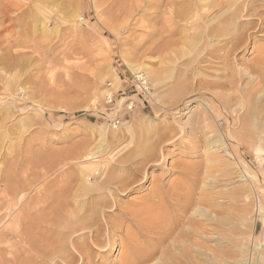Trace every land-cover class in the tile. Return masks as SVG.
I'll use <instances>...</instances> for the list:
<instances>
[{"label":"rangeland","instance_id":"374dc122","mask_svg":"<svg viewBox=\"0 0 264 264\" xmlns=\"http://www.w3.org/2000/svg\"><path fill=\"white\" fill-rule=\"evenodd\" d=\"M141 1L138 11L128 19L125 6L128 7L132 0H2L10 10L16 8L20 11L12 15L10 21L0 23V29L3 28L0 71L7 68L1 60L10 56L6 51L8 43L16 45L17 39L21 38L25 44L17 42L13 51H26L28 54L16 58L21 68L5 71L11 76H6L7 79L0 76V264L23 263L25 251L18 229H22L23 234L26 232L28 239L31 237L32 234H28V229L32 232L31 223L23 224L21 218L26 213H36L38 205H34V199H48L50 193L59 194V191H65L64 188L69 190L66 189L65 196L74 194L80 183L85 181L92 186L101 184L106 164L120 167L117 161L128 150L148 141L149 144L152 141L153 144L162 143L154 146L163 148L164 161L160 158L158 164L146 170V182L137 186L135 192L122 196V207L130 205L134 199L142 201L150 194L153 185L166 183L168 187L171 182H182L187 178L186 172L192 179L198 175V196L207 192L210 198L216 199L225 214L222 218L226 217L228 221L226 229L232 241L223 246L225 251H243L236 258L240 264H263L264 166L260 165L258 158L264 152V114H243L246 113L245 108L233 106L239 101L238 83L235 82L225 84L219 90L199 91V86L192 81L188 97L178 96L181 92L172 97L173 79L170 78L177 75L178 67H183L176 64L182 62L176 61L179 50L188 51V47L181 43L175 45L173 40L177 42L178 38L159 41L153 37L152 32L161 27L164 18L150 20V15L144 17L146 13L153 14L144 4L146 6L154 0ZM37 5L41 6L38 10ZM162 9L164 11L165 6ZM26 27L33 33L29 31L25 35ZM45 27L50 32L48 37L45 36ZM257 36L255 44L252 42L239 54L237 67L246 62L253 64V60L259 58L261 49H264V32ZM123 57L140 68V73L136 75L130 71ZM17 62L12 60L10 63L18 65ZM146 66L158 72L161 80L152 83L144 71ZM114 73L120 79L118 87ZM138 76L144 78L137 79ZM249 80L246 77L239 84L241 89L250 87ZM103 91L112 93L114 97L118 108V114H115L119 120L117 123L109 116L115 111L108 110L105 103L107 94H102ZM187 98L191 102L185 103ZM225 100L233 103L228 101L230 106L225 107ZM219 103L222 104L220 107ZM130 106L133 107L132 112L128 108ZM206 107L213 117L215 128L212 130H207L202 121ZM126 126L135 130L137 136L134 140L127 135ZM104 129L113 133L108 138L104 155L91 162L77 158V153L84 150L85 155V151L92 152L99 146L105 138ZM247 129L251 136L248 148L243 146L248 141L229 139L227 135L230 130L237 136ZM214 130L225 141L228 153L214 147L212 142L217 140L211 133ZM114 136L122 138L121 141L118 143ZM244 150L248 153L245 154ZM241 153L247 155V162L261 176L260 183L245 176ZM217 156L221 157L224 166L217 167L210 161ZM89 164L100 166L101 171L97 174L87 171L88 176L84 178L87 179L80 180L79 170ZM74 172H79V175ZM191 173L197 175L192 176ZM23 188L26 193H23ZM239 190H244L243 195H236ZM119 211L117 209L111 215H117ZM119 237L125 240L122 233L117 235ZM217 238L215 235L206 245L219 248ZM136 239L141 243L145 240L142 236ZM120 253V246H116L111 252L103 253V259L98 258L102 262L98 261V264H121L123 256L121 258ZM228 260L226 264H236V260Z\"/></svg>","mask_w":264,"mask_h":264},{"label":"bare ground","instance_id":"6f19581e","mask_svg":"<svg viewBox=\"0 0 264 264\" xmlns=\"http://www.w3.org/2000/svg\"><path fill=\"white\" fill-rule=\"evenodd\" d=\"M141 3V0H132L128 7L125 6L128 19L138 11ZM37 6L39 7L37 10L40 9L41 6ZM163 6H165L164 11H162ZM144 7L153 11V14L146 13L144 17L145 15H150V20H157L158 17L164 18L160 28L157 27L158 29L154 30L155 24L152 25L154 32L151 35L153 37L158 38L159 41L165 38H178L177 42H175V39L173 40L176 43L175 45L181 43L188 47V51L181 49L182 51L180 52L179 50V57L176 60L177 62L182 60V62L176 64L184 68L178 67L177 75L174 78L172 76L170 78L171 80L173 79L170 91L172 97L179 92L181 94L178 96L181 95V98L188 97L192 91L190 86L194 82L199 86V91L212 88L213 90H219L225 84L235 82L238 83L236 91L239 101L233 106L241 109L245 108L246 113L244 112L243 114H264V49H261L259 58L252 59L253 64L246 62L241 67L235 65L237 61H240L238 59L239 54L244 52L252 42L255 44L259 37L257 36L258 33L264 32V0H154L149 1L146 6L144 4ZM19 11L20 9L16 8L10 10V7L8 5L4 6L2 0H0V23L10 21L13 18L12 15L14 16ZM46 27L44 32L45 36L48 37L50 32H48L49 30ZM29 31L32 32V29L26 27L24 34L28 35ZM2 32L3 28L0 29V35ZM20 40L17 39L15 44L17 45V42L20 45L25 44ZM8 45V50H5L10 56L8 55L9 58L6 60L3 59L4 61L1 60L3 64L7 65V68L4 71H0V73L2 72L0 76L5 79H7L6 76H11L5 72L8 71V68H21L22 65H19L16 58L24 57L28 54L26 51H13V47L16 46L14 43H8ZM25 46L27 47L28 45ZM159 48L161 49V47ZM12 60H15L19 66L16 63L12 65L10 63ZM123 61L125 66L134 74L140 73V68H136L127 57ZM176 64L174 63L175 66ZM144 71L150 77L152 83L161 80L159 73L148 66L145 67ZM113 76L118 87L120 84L119 76L116 73ZM246 77L250 79V87L241 89L239 84ZM138 78H144V76H138ZM8 79L9 81L11 80V78ZM192 81L194 82L192 83ZM173 91L175 93L172 94L171 92ZM107 93L108 91L102 92V94ZM107 96L113 95L111 93L107 94ZM218 97L222 98L223 96L218 95ZM228 101L233 103L230 100H225L223 103L225 107L230 106ZM189 102L191 100L187 98L185 103ZM221 105L219 103V107ZM206 108H204L205 112H202V121L207 130H212L215 128L213 127V117L210 114L211 111ZM130 110L132 112L133 108ZM117 111L118 109H116L114 114H118ZM126 129L127 135L134 140L133 138L137 136L135 130L131 126H126ZM248 129L237 136L230 130L227 135L229 139L248 141L245 144H243L244 142L242 143L243 146H246L249 144L250 141L248 139L251 137ZM104 130L103 136L105 138L100 142L99 146L96 149H92V152L89 150L85 151V155H83L84 150L77 153V158H83L84 161L91 162L104 155L109 142L108 138L113 136V133L110 134L106 129ZM211 133H214V138H217L215 142H212L215 144L214 147H217L220 152L228 153L229 148L225 145V141L220 138L218 131L214 130ZM166 135L170 136L169 134ZM168 136L166 139L171 141ZM114 137L117 138L116 136ZM121 139L117 138V142L121 141ZM159 140L161 141V139ZM148 142L140 143V145L137 142L138 147L128 150L117 161L120 167L106 164L103 167L105 171L102 174L105 178L101 184L92 186L85 181L87 178H84L88 176H86L87 171H91L94 174L101 171L100 166L89 164V166L79 170L81 172L80 175L79 172H77L78 174L74 172L80 176V180L83 178V181H85L80 183L81 185L77 187L74 194L67 193L68 196H65L67 188H64V194L59 191V194L55 192L57 195L50 193L51 196L48 195V199L45 196L44 200L42 198V200L34 199L36 200L34 205L36 203L38 205H36L38 208H36V213L31 215L30 212L29 214L24 211L27 215L21 218L23 224L28 221L31 223L32 232H29L28 229V234H32L31 237L28 239L26 232L23 234L22 232L24 231L17 228L18 232H21V234L19 233L22 237L20 239H22L21 243L24 245L23 249L26 255L21 260L23 263H20V261L19 263L98 264V258L103 257V253H109L116 249V246L121 248L120 256L121 258L123 256L122 260L120 259L121 264H226L228 259L236 260L237 256L243 251H230L229 249L230 252L225 251L223 246L232 241L227 234L228 221L226 217L222 218L224 212L216 199L210 198L209 194H206L207 192L198 196L197 174L191 173L193 174L192 176L197 175L196 179H192L191 175L186 172L184 173L187 175L186 180L171 182L168 187H166V183L153 185L150 194L144 196L141 199L142 201L138 202V199H134L130 205L122 207L121 201L124 199L122 196H126V193L129 192H135L137 186L144 184L148 177L146 176V170L150 166L158 164L160 158L163 157L161 153L163 148L160 149L154 146H158L157 144L162 145V143L153 144L154 142L152 141L149 144ZM253 143L251 142L250 144ZM236 145L238 144L236 143ZM244 152L246 154L247 151L244 150ZM262 154L258 161L261 166H264V152ZM246 156L242 153L240 155V160L243 158L241 164L246 169L244 171L245 176L257 179L260 183L262 181L261 176L253 170V165L247 162ZM162 159L164 161V158ZM210 161L217 167L224 166L221 164V157L219 156L212 157ZM255 183L251 184L254 185ZM20 192L22 193V190ZM23 193H26L24 188ZM243 193L244 190H239L236 195H243ZM110 197L113 199L112 201H110ZM12 199L14 200L15 198L12 197ZM117 209L120 210L119 213L111 215ZM230 231H232L231 233L235 232L234 230ZM119 233L123 234L125 240L120 237L117 238ZM215 235H218L219 248L206 245V242ZM140 236L145 238L142 243L136 239ZM99 262L101 263L102 261ZM235 262L240 264L238 260Z\"/></svg>","mask_w":264,"mask_h":264},{"label":"built area","instance_id":"2783aa9c","mask_svg":"<svg viewBox=\"0 0 264 264\" xmlns=\"http://www.w3.org/2000/svg\"><path fill=\"white\" fill-rule=\"evenodd\" d=\"M105 103H106V105L108 106L107 108H108V110H110V111H116V109H118L117 108V106H116V102H115V100H114V97L113 96H106V101H105ZM129 108V110L131 109V108H133V107H128ZM109 116L110 117H112L114 120V122H119V120L115 117V114L114 113H112V114H109Z\"/></svg>","mask_w":264,"mask_h":264}]
</instances>
